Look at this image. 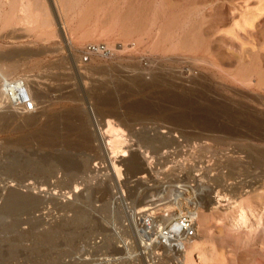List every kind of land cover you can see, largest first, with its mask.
Returning a JSON list of instances; mask_svg holds the SVG:
<instances>
[{
  "label": "rangeland",
  "instance_id": "obj_1",
  "mask_svg": "<svg viewBox=\"0 0 264 264\" xmlns=\"http://www.w3.org/2000/svg\"><path fill=\"white\" fill-rule=\"evenodd\" d=\"M21 2L29 19H22ZM147 19L154 24L142 36H124L127 23L136 27ZM91 42L114 46L116 55L82 63V49ZM1 55L2 70L20 63L6 76L27 78L37 109L21 116L9 108L7 119L0 105V264H186L184 255L152 242L145 221L165 225L191 208L200 212L209 194L222 205L211 212L209 229L197 231L208 241L197 260L264 264V140H258L264 137L263 0H0ZM180 97L192 99L187 110L177 103ZM235 107L243 113L238 127L226 115ZM90 108L125 130V148L140 163L148 160L147 180H135L136 169L122 157L120 177L98 156L87 174L82 165L62 166L73 154L63 149V137L77 136L67 124L94 129ZM184 110L185 120L174 118ZM211 112L218 114L211 118ZM44 137L61 144L50 148ZM233 160L238 168L229 165ZM79 173L86 174L83 180ZM11 180L17 185L8 188L45 196L39 210L10 205L4 186ZM75 184L84 196L71 193L69 199ZM158 186L167 201L157 194L145 202L142 195ZM178 197L181 203L174 202ZM241 203L255 213L232 229ZM132 211L141 213L137 222ZM68 220L70 227L52 235Z\"/></svg>",
  "mask_w": 264,
  "mask_h": 264
},
{
  "label": "bare ground",
  "instance_id": "obj_2",
  "mask_svg": "<svg viewBox=\"0 0 264 264\" xmlns=\"http://www.w3.org/2000/svg\"><path fill=\"white\" fill-rule=\"evenodd\" d=\"M264 1V0H263ZM15 2H18V0H15ZM22 3V2H21ZM122 2H120V4H121ZM26 4L25 3H22L21 4V9H20V11H23L24 13H25V15H23L24 17H22V19L24 18L25 20L26 19H29L32 15L31 14H29V12H28V10H27V7L25 6ZM140 7V6H139ZM93 8V7H92ZM131 8V7H130ZM29 9V8H28ZM130 10V9H129ZM133 10V9H132ZM16 11V10H15ZM19 11V10H18ZM19 11V12H20ZM118 11V10H117ZM140 14V13H139ZM160 14V13H159ZM59 16H60V13L58 14ZM116 16V15H115ZM129 16V15H128ZM59 18V17H58ZM61 19H62V17H61ZM14 20V19H13ZM131 20V19H130ZM62 21V20H61ZM136 21V20H135ZM149 20L147 19V21L146 20H140V22L137 24V26L136 27H133V26H131V25H128L129 23H127V25L126 26H124V28L122 29L123 30V34H124V36H126V37H129L130 35H132L133 33H137V34H139V35H141L145 30H147V28H148V24H150V25H153L154 24V21H150L149 23H147V25H146V22H148ZM8 22V21H7ZM11 22V21H10ZM136 24V23H135ZM57 26V25H56ZM147 26V27H146ZM58 27V26H57ZM60 29V28H59ZM63 29V30H62ZM196 29V28H195ZM61 30H62V33H63V35L62 36H64L65 37V39H67V40H70V37H71V32L70 31H68V28H61ZM122 30H119V31H122ZM194 30V29H193ZM118 31V32H119ZM188 32V31H187ZM122 34V35H123ZM136 34V35H137ZM164 34V33H163ZM142 36V35H141ZM188 40V39H187ZM136 43H137V41H136ZM187 44V43H186ZM192 44V43H191ZM183 47V46H182ZM193 48V47H192ZM51 49V48H50ZM208 49V48H207ZM55 50V49H54ZM210 50V49H209ZM20 51V54L21 55H27V56H29V55H31V53H29V52H26L25 50L23 51V52H21L22 50H19ZM197 51V50H196ZM33 52V51H32ZM19 52H17V51H11V52H9V55L10 54H12V55H15V54H18ZM246 54L247 53H242V57H246ZM34 55V54H33ZM249 55V54H248ZM6 56V55H5ZM0 57H2V55L0 56ZM18 57V56H17ZM5 58V57H4ZM200 58H202V57H200ZM204 58V57H203ZM205 59V58H204ZM1 60V59H0ZM24 60V59H23ZM196 61H198L197 59H196ZM208 61H210V60H208ZM211 62V61H210ZM255 62V61H254ZM214 63V62H213ZM4 65V64H3ZM5 66V65H4ZM243 67V66H242ZM4 69L2 70V69H0V70H2L3 72H0V76H1V78L2 79H6V78H8L7 76H8V73L10 74V72H12V70L13 71H15V70H17L18 68H20V63L18 64H15L14 65V67L12 68V69H9L8 67H7V65H6V67H3ZM240 69V68H239ZM243 69V68H242ZM5 70V71H4ZM10 71V72H9ZM3 73H5V74H3ZM6 74H7V76H6ZM140 76V75H139ZM155 76V75H154ZM66 77V76H65ZM11 78V77H10ZM63 78V77H62ZM136 78V77H135ZM139 78V77H138ZM262 78V77H261ZM127 79V78H126ZM153 79V78H152ZM141 81H142V79H140ZM139 80V81H140ZM264 80V79H263ZM131 81V80H130ZM138 81V80H137ZM250 82H251V80H250ZM127 83V82H126ZM137 83V82H136ZM139 84V83H138ZM57 85V84H56ZM29 86V85H28ZM146 86V85H145ZM143 87V86H142ZM30 88V87H29ZM31 88H32V86H31ZM36 89V88H35ZM100 89V88H99ZM30 90V89H29ZM37 90V89H36ZM98 91V90H97ZM30 92H31V95H32V97L34 98V93L30 90ZM41 93V92H40ZM71 95V94H70ZM69 96V95H68ZM100 97V96H99ZM99 97H98V99H99ZM105 97V96H104ZM103 97V98H104ZM36 98V97H35ZM76 98V97H75ZM108 98V97H107ZM68 99H69V97H68ZM163 100V99H162ZM101 101V100H100ZM105 101V100H104ZM41 102V101H40ZM190 102H192V99H190V98H188V97H180V98H178L177 99V103L178 104H180L181 106H185L186 108V110H187V107H190L189 105H190ZM157 103V102H156ZM1 104H3L4 105V111H5V109H6V111H5V113H4V111L2 112L3 113V115H5V117L8 119L9 117H10V110H9V108H11L7 103H6V101L4 100V98H3V96L1 95V93H0V105ZM231 104V103H230ZM145 105H147V104H145ZM154 105V104H153ZM2 106V105H1ZM180 106V107H181ZM233 107V106H232ZM231 107V108H232ZM3 108H1L2 110H3ZM147 108H149V107H147ZM11 109H13V108H11ZM186 110H184V111H182V112H180V114H176V115H174V118H176V119H178V121L179 120H185L186 119V116H187V112H185ZM16 111V110H15ZM179 111H181V110H179ZM210 111V110H209ZM214 111V110H213ZM242 111V110H241ZM17 112V111H16ZM17 113H19L18 115H21V116H24V115H22L24 112H17ZM68 113H71V112H68ZM89 113H90V115H92V118H93V126L95 127L94 129H92V128H90L89 126H86V124L84 125V124H82L78 129H77V127H76V125L74 126L73 124H71V123H68L67 124V127H68V132L69 133H73V132H76L77 133V136L76 137H70V136H68V137H63L64 139H65V147L63 148L64 150H65V148L67 149V150H65V152H68V153H73L72 154V157L74 156V157H78V156H82V155H84V159L81 161L80 160V162H79V160H77L76 158H74V159H70V158H72V157H70L69 156V154H68V157L69 158H67V159H63L62 160V162H61V160H58V161H60L61 162V164H62V166L64 167V168H74V167H77L78 166V168L80 167V169L82 168V167H84V169H82V171L81 172H84V171H86V174H87V172H91L92 171V169L94 168L95 169V167H91L92 165V159H91V157L92 156H98V158L100 157L101 159H104L105 160V162H107L106 164H107V167H108V169L109 170H111V172H112V170H113V172H115L116 174H117V176L119 175V177L121 176V169H122V167L120 166V164H118L117 163V161H118V158L119 157H122V159L120 160V162H126V161H128L129 162V164L132 166V168H135L136 170L135 171H137V173H138V175L137 176H134L136 179L135 180H137V181H140V182H144L145 180H147V178L149 177V175H148V173H147V171L150 169V167H149V169H148V167H145L144 168V165H146V158H145V161L144 160H142V158H141V163L139 162V157L136 155V154H134V153H132V155H131V152L129 153V151L130 150H128V149H126V148H128L127 146V144L128 143H125V142H127L126 140H127V137L125 136L124 137V135H126L125 134V130L121 127V126H119V124H117V123H115L110 117L109 118H107V119H99V116L97 115V112L95 111V108H90L89 109ZM208 113V112H207ZM213 112H211V113H209V116L212 118V117H214V116H217V114L216 113H213ZM25 114V113H24ZM31 114V113H30ZM79 115L81 114V113H78ZM216 114V115H215ZM12 115V114H11ZM13 115H16L15 113L13 114ZM70 115V114H69ZM81 115H83V114H81ZM80 115V116H81ZM226 115H227V117H228V119H229V121L235 126V127H238V126H240L241 125V120H242V115H243V113L242 112H240V110L237 108V107H235L234 109H231L230 111H227V113H226ZM2 116V115H1ZM70 116H72V115H70ZM77 116V115H76ZM4 117V118H5ZM16 117V116H15ZM14 117V118H15ZM66 117H67V115H66ZM75 117V116H74ZM86 117V116H85ZM105 117H107V116H105ZM205 117V116H204ZM257 117V116H256ZM13 118V117H12ZM71 118V117H70ZM72 118H73V116H72ZM71 118V119H72ZM91 118V119H92ZM197 118V117H196ZM209 118V117H208ZM208 118H204V119H208ZM69 119V118H68ZM203 119V120H204ZM220 119V118H219ZM1 120V119H0ZM2 120H3V118H2ZM77 120V119H76ZM82 120V119H81ZM197 120V119H196ZM212 120V119H211ZM221 120H223V119H221ZM5 121H6V119H5ZM68 121V120H67ZM66 121V122H67ZM85 121V120H84ZM202 121V120H201ZM12 122H14V120L12 121ZM66 122H65V124H66ZM186 122V121H185ZM198 122V121H197ZM200 122V121H199ZM203 122V121H202ZM223 122V121H222ZM222 122H221V124H222ZM244 122V121H243ZM22 123V122H21ZM203 123H205V122H203ZM203 123H201V124H203ZM207 124H208V122H206ZM210 123L211 124H214V123H212L211 121H210ZM215 123H217V121H215ZM224 123H225V121H224ZM91 124V123H90ZM207 124H205V125H207ZM229 124V123H228ZM217 125V124H216ZM224 125V124H223ZM24 126V125H23ZM213 126V125H212ZM55 127V126H54ZM58 127V126H57ZM66 127V128H67ZM224 127V126H223ZM14 128H16V129H19L18 128V126H16V127H14ZM221 128H222V126H221ZM167 130V129H166ZM54 131V130H53ZM201 131V130H200ZM224 131V130H223ZM43 132H45V131H43ZM67 132V133H68ZM41 133V132H40ZM48 133H50L49 132V130H48ZM48 133H46V134H48ZM53 133V132H52ZM43 134H45V133H43ZM45 134V135H46ZM49 135V134H48ZM51 135H53V134H51ZM30 136V135H29ZM55 136V135H54ZM75 136V135H74ZM32 137H35V136H32ZM134 137V136H133ZM62 138V137H61ZM124 138H126V139H124ZM256 138V137H255ZM20 139V141L21 140H23V139H26V137H22V138H19ZM133 139V138H132ZM258 140H264V137H259L258 138ZM39 141V140H38ZM43 144H45L46 146H48V147H50V148H52V146L54 145V142H56V141H54V137H52V139H49L48 137H44L43 138ZM58 141V140H57ZM175 141V140H174ZM57 143V142H56ZM58 143H59V141H58ZM57 143V145H60L61 143H59L58 144ZM22 144V143H21ZM62 145H63V143H62ZM130 146V145H129ZM126 147V148H125ZM133 147V146H132ZM139 147V146H138ZM63 149L61 148L60 150H62L63 151ZM130 149V148H129ZM59 150V149H58ZM263 154H264V152H263ZM63 155H66V153H64ZM62 155V156H63ZM144 155V154H143ZM127 157H129L128 159H126ZM97 158V157H96ZM148 158V157H147ZM80 159H82V157L80 158ZM58 161H57V163H58ZM148 161V160H147ZM228 161H230V160H228ZM234 161V160H233ZM59 162V163H60ZM56 163V164H57ZM226 163V162H225ZM19 164L20 165H23L24 163H20L19 162ZM28 163H26V165H27ZM232 165L231 167L232 168H238V163L236 164V162L234 161V162H231V163H229V165ZM81 165H82V167H81ZM94 165V164H93ZM240 165V164H239ZM243 165V164H242ZM31 166V165H30ZM49 166V165H48ZM58 166H60L59 164H58ZM95 166H97V164L95 165ZM147 166H148V164H147ZM241 166V165H240ZM21 167V166H20ZM230 167V166H229ZM55 168H57L56 166H55ZM243 168V167H242ZM28 169V168H27ZM31 169V168H30ZM59 169V168H58ZM76 169V168H75ZM40 170V169H39ZM49 170V169H48ZM56 170V169H55ZM71 170V169H70ZM78 170V169H77ZM152 170V169H151ZM31 172V171H30ZM231 172V171H230ZM43 173V172H42ZM48 174V173H47ZM80 174V173H79ZM78 174V175H79ZM85 173H84V175H86ZM83 175V174H82ZM81 176V174H80V176H81V178L82 177H84L85 178V176ZM112 175H113V173H112ZM75 176V175H74ZM262 176V175H261ZM260 176V177H261ZM48 177H49V174H48ZM57 177V176H56ZM75 177H78V176H75ZM185 177V176H184ZM52 178V177H51ZM58 178V177H57ZM80 178V179H81ZM21 179V178H20ZM23 179V178H22ZM50 179V178H49ZM87 179V178H86ZM86 179H85V181H86ZM259 179V178H258ZM15 180V179H14ZM14 180H11L8 184V186L6 185V186H4L5 188L4 189H6V193H7V196H6V199L8 200V202L10 203V205L12 206V207H15V208H17V207H26V206H32L33 207V209H35V211H37V210H39V205L40 204H42L46 199H45V196H43L42 197V194H40V195H37V194H34V193H23V192H25V191H23V190H20V191H22V192H20L19 190H18V188L16 189H12V188H8V187H10V186H13V187H15L14 185H17L16 183H14L15 181ZM27 180H28V178H27ZM62 180V179H61ZM82 180H83V178H82ZM151 180V179H150ZM180 181H182V180H180ZM258 182H259V184H260V181H262V180H257ZM257 181H256V183H257ZM264 181V180H263ZM57 182H60L59 180L57 181ZM84 181H82L81 182V184L83 183ZM184 182V181H183ZM190 182V181H189ZM192 182V181H191ZM7 183V182H6ZM44 183V182H43ZM254 183V182H253ZM255 183V184H256ZM33 184H35V183H33ZM41 184H42V182H41ZM77 184H80V183H77ZM254 184V185H255ZM76 185V184H75ZM29 186V185H28ZM57 186V185H56ZM178 186H179V184H178ZM253 186V185H252ZM32 187V186H31ZM39 187V186H38ZM76 187H77V189H76ZM78 187L79 186H75V191H72V190H69V191H71L69 194H70V196H69V199L71 198L72 199V197L73 198H78V196L80 195V194H82V193H80V194H78V191H79V189H78ZM81 187V186H80ZM36 188V187H35ZM171 188V187H170ZM28 189V188H27ZM82 189V188H81ZM148 189H152V190H149L148 192H146L144 195H142L143 197H144V200H145V202L147 201V200H152V199H155L154 198V196L155 195H157L158 194V197L159 198H163L162 200H164L165 198H164V195L161 197V195H160V190H159V186L157 187V188H148ZM3 190V189H2ZM43 190V189H42ZM51 190H53V189H51ZM163 190V189H162ZM68 191V192H69ZM57 192V191H56ZM56 192H54V193H50L51 194V196L53 195H57V193ZM68 192H67V194H66V192H65V194H62V195H68ZM1 193V192H0ZM71 193H72V197H71ZM166 193V192H165ZM210 193V192H209ZM4 194V193H3ZM47 194V193H46ZM89 194V193H88ZM87 194V195H88ZM44 195V194H43ZM61 195V194H60ZM84 195H80V197H83ZM86 197V196H85ZM158 197H156V198H158ZM49 197H47V199H48ZM179 198H181V197H178V198H176L177 200L176 201H174V202H177L178 200H180V203H181V199H179ZM79 199V198H78ZM81 200V199H80ZM143 200V201H144ZM160 201H161V199H159ZM166 200V199H165ZM173 200H175V199H173ZM183 200V199H182ZM139 201H141V200H139ZM156 201V200H155ZM167 201V200H166ZM166 201H163V203L162 204H165V203H169V202H166ZM69 201H67V203H68ZM142 202V201H141ZM165 202V203H164ZM5 203V202H4ZM8 203V204H9ZM61 203V202H60ZM158 203V202H157ZM157 203H156V205H157ZM160 203V202H159ZM158 203V204H159ZM197 203V202H196ZM150 204V203H149ZM162 204H160V205H162ZM71 205V204H70ZM154 205V204H153ZM153 205H150V206H152L153 207ZM160 205H158V206H160ZM222 204H221V199H214V197L213 196H211L210 194H209V199L208 200H206L205 201V204H204V206L206 207V208H202L201 209V211L199 212V211H197V212H194L193 213V215L195 216V219H196V229H197V231H200V229L201 228H203V229H209V223H210V221L213 219V217H214V215L211 213L214 209H216V208H218V207H220ZM240 206H238V208L235 210L236 212H237V215H236V217H238L239 219H237L236 220V222H234L233 224H232V229H239V227L241 226V225H243V224H245V223H247L248 222V220H250V218H251V215L252 214H254L255 213V208H253V207H248V206H246L245 204H239ZM42 206V205H41ZM65 206H66V204H65ZM78 206V205H77ZM155 206V205H154ZM12 207H11V209H12ZM8 208V207H7ZM65 208V207H64ZM68 208V207H67ZM66 208V209H67ZM5 209V208H4ZM3 209V210H4ZM40 209H41V207H40ZM62 209V208H61ZM2 209H1V207H0V212H2L1 211ZM15 210V209H14ZM65 210V209H64ZM31 211V210H30ZM34 211V212H35ZM235 212V213H236ZM6 213V212H5ZM32 213V212H31ZM7 214V213H6ZM33 214V213H32ZM78 214V213H77ZM89 214V213H88ZM177 216V215H176ZM253 216V215H252ZM79 218V217H78ZM83 220V219H82ZM162 220V219H161ZM159 221V220H158ZM35 222V221H34ZM58 224V223H57ZM71 224H73L72 222L70 223V221L68 220V221H65L62 225H59L57 228L55 227V229H53L52 228V230H54L55 232H51V230H50V232L52 233V235L53 234H58L59 232H57V231H61V230H66L68 227H70L69 225H71ZM157 224V223H156ZM160 224H162V222H160ZM21 226V225H20ZM13 233V232H12ZM49 234V233H48ZM77 234V233H76ZM121 237V236H120ZM120 240V239H119ZM92 245V244H91ZM207 245H208V241L204 238V237H202V236H200V234L199 233H196V235L194 236V237H192V238H190L189 240H188V242H187V244H186V247H185V250L183 251V253L181 252V253H175V254H179L178 256H177V258H180L181 256H183L184 255V261L186 262V264H215L213 261H212V259L211 258H207L204 262H199L197 259L200 257V255H201V253L203 254V252L205 251V248L207 247ZM115 246V245H114ZM162 246V245H161ZM162 247H165V246H162ZM166 249H168L167 247H165ZM17 252V251H16ZM13 253L11 252V255H12ZM10 255V256H11ZM183 259V258H182ZM182 262V261H181Z\"/></svg>",
  "mask_w": 264,
  "mask_h": 264
},
{
  "label": "built area",
  "instance_id": "obj_3",
  "mask_svg": "<svg viewBox=\"0 0 264 264\" xmlns=\"http://www.w3.org/2000/svg\"><path fill=\"white\" fill-rule=\"evenodd\" d=\"M101 56L107 61L116 55V48L105 42H91L86 44L81 53V62L86 63L94 56ZM0 93L6 103L13 109L31 113L37 105L33 99L26 77H12L0 80ZM191 208L173 217L169 224H160L154 220L153 224L146 219L147 232L154 243L167 247L171 253H181L185 250L188 240L197 233L196 219ZM140 214L131 213L133 222L140 220ZM154 219V217H153Z\"/></svg>",
  "mask_w": 264,
  "mask_h": 264
}]
</instances>
